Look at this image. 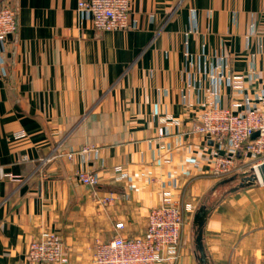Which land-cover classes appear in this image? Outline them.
I'll use <instances>...</instances> for the list:
<instances>
[{
  "label": "crops",
  "instance_id": "crops-1",
  "mask_svg": "<svg viewBox=\"0 0 264 264\" xmlns=\"http://www.w3.org/2000/svg\"><path fill=\"white\" fill-rule=\"evenodd\" d=\"M78 2L0 0L18 18L0 67V264H32L29 244L45 230L61 236L69 264H93L98 242L145 236L171 177L187 211L177 264H200L201 206L209 264H264V185L217 198L212 142L189 133V105L214 90V76L223 108L259 106L264 0H131L136 28L113 32L82 19ZM84 147L93 151L65 156ZM89 170L103 174L96 189L78 181Z\"/></svg>",
  "mask_w": 264,
  "mask_h": 264
},
{
  "label": "built area",
  "instance_id": "built-area-1",
  "mask_svg": "<svg viewBox=\"0 0 264 264\" xmlns=\"http://www.w3.org/2000/svg\"><path fill=\"white\" fill-rule=\"evenodd\" d=\"M77 12L90 20L93 28L101 32L128 31L136 28L132 18L131 0H79ZM18 29L17 12L0 3V67L6 63L4 48L8 36ZM222 77L214 80V90L202 101L190 104L198 113L190 134L208 138L212 142L210 157L211 175L217 180L241 175L257 169L264 163V94L258 96L259 106L246 102L241 112L221 106L219 90ZM228 84L240 89V78L228 79ZM234 103L233 106H238ZM176 122V121H175ZM258 133V137L252 136ZM160 134L162 131L160 130ZM23 136V135H22ZM88 147L67 152L73 159L77 154L86 155ZM118 179H127L121 168ZM102 173L96 170L78 171V181L92 189L100 186ZM160 202L148 210L144 237L129 238L116 233L106 242H98L94 248L93 264H177L184 242L187 225L186 208L180 193L177 177L161 182ZM116 195L110 193L98 199L101 206L111 205ZM121 231L124 224H115ZM28 259L32 264H69L61 236L55 231H42L39 238L29 244Z\"/></svg>",
  "mask_w": 264,
  "mask_h": 264
},
{
  "label": "water",
  "instance_id": "water-1",
  "mask_svg": "<svg viewBox=\"0 0 264 264\" xmlns=\"http://www.w3.org/2000/svg\"><path fill=\"white\" fill-rule=\"evenodd\" d=\"M258 137V133H255L252 136V139H255ZM240 182L237 187L231 189V192H235L250 186H253L255 184H262L264 185V163L257 169V171L251 170L249 172H245L241 175ZM234 178L225 179L220 182L221 185L227 184L231 181H233ZM210 210L207 209L204 206H201L194 214L193 218V228L195 231V249L196 253L198 255V259L200 264H209L208 262V256L206 254V250L203 244V236H204V226L206 223V220L208 219Z\"/></svg>",
  "mask_w": 264,
  "mask_h": 264
},
{
  "label": "rangeland",
  "instance_id": "rangeland-1",
  "mask_svg": "<svg viewBox=\"0 0 264 264\" xmlns=\"http://www.w3.org/2000/svg\"><path fill=\"white\" fill-rule=\"evenodd\" d=\"M249 172V171H248ZM229 178H234L233 181L227 183V184H224V185H219L217 188V195L216 197L219 198V196L225 192V195L228 193L231 192V189L235 188L238 186L239 182H240V177L239 175H236V176H232V177H229ZM229 178H226V179H229ZM225 180V179H224ZM221 182V181H220ZM259 184V183H258ZM256 185V184H255ZM260 185V184H259ZM245 189V188H244ZM244 189H241V190H244ZM262 200H264V197L261 198Z\"/></svg>",
  "mask_w": 264,
  "mask_h": 264
}]
</instances>
